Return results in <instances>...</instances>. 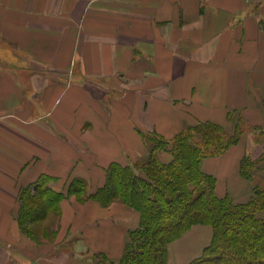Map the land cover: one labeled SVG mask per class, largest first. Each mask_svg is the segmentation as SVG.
Segmentation results:
<instances>
[{"label": "crops", "instance_id": "1", "mask_svg": "<svg viewBox=\"0 0 264 264\" xmlns=\"http://www.w3.org/2000/svg\"><path fill=\"white\" fill-rule=\"evenodd\" d=\"M239 116L264 128V0H0V264L118 263L137 211L66 196L56 237L32 240L21 190L47 175L56 192L82 178L95 193L112 163L146 153L143 134L232 131ZM250 127L202 163L235 203L250 192L241 161L261 152ZM211 228L171 242L167 264L200 258Z\"/></svg>", "mask_w": 264, "mask_h": 264}, {"label": "trees", "instance_id": "2", "mask_svg": "<svg viewBox=\"0 0 264 264\" xmlns=\"http://www.w3.org/2000/svg\"><path fill=\"white\" fill-rule=\"evenodd\" d=\"M249 127L239 116L232 131L205 122L187 127L171 140L143 134L145 160L125 166L112 163L106 169L105 186L95 193L88 194L82 178H74L67 193L56 192L50 187L53 179L42 175L19 194L20 229L33 240H50L31 226L51 213L59 216L66 196L81 203L94 199L103 207L121 202L139 213L140 224L128 232L118 264H167L168 246L195 225L212 227L213 236L191 264H264V187L254 181L261 153L264 167V144H257L260 153L251 150L241 161L240 174L252 184L253 195L247 202L218 197L217 179L202 170L205 159L239 144ZM251 129L255 137L264 135V128ZM162 154L170 158L165 161ZM93 259L96 264H116L104 254Z\"/></svg>", "mask_w": 264, "mask_h": 264}, {"label": "rangeland", "instance_id": "3", "mask_svg": "<svg viewBox=\"0 0 264 264\" xmlns=\"http://www.w3.org/2000/svg\"><path fill=\"white\" fill-rule=\"evenodd\" d=\"M253 138H254V141H255V145L264 144V135L259 134V135H256V137L254 135ZM262 154L263 153H261V155ZM261 155L257 158V160L259 159V163L260 164L258 163L259 165H258L257 171L255 172L256 173V178L254 179V181L257 182L260 186L264 187V167H263V162H262V159H261ZM146 156H147V151H146V153L144 155L139 157L138 160H136V161L145 160ZM162 156L164 157V156H166V154H162ZM247 182L249 183V186H250V192L248 194V197L244 200V202L249 201L251 196L253 195V193H252V184L249 181H247ZM115 203H121V202H114V203L110 204L109 206H111V205H113ZM236 203H240V202H236ZM109 206H106V207H109ZM58 217L59 216H57L55 213H51L49 216H47L43 220L32 224L31 227H33V229L35 231H37L39 234L43 233V235H47L48 237H50V239H54L56 237V235H55L56 231H54V230H55V227L57 226L58 221H59ZM139 217H140V215H139ZM139 224H140V222H139ZM30 239H32V238H30ZM127 239H128V236H127ZM116 264H118V263L116 262Z\"/></svg>", "mask_w": 264, "mask_h": 264}]
</instances>
